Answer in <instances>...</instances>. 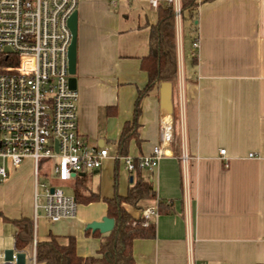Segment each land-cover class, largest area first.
<instances>
[{
    "label": "crops",
    "instance_id": "0c3cea01",
    "mask_svg": "<svg viewBox=\"0 0 264 264\" xmlns=\"http://www.w3.org/2000/svg\"><path fill=\"white\" fill-rule=\"evenodd\" d=\"M199 1L196 31L186 30L180 43L177 76L142 98L139 142L128 144L131 156L148 153L158 142L160 119L172 120L167 155L151 171L141 169L155 197L139 205L155 204L156 214L150 218L154 236L132 240L135 264H189L188 252L192 264L264 262V0ZM76 10L78 130L88 145L106 146L112 155L136 89L146 82L139 62L148 51L156 9L148 0H77ZM27 160L0 178V260L14 254L27 264L33 240L49 234L59 243L73 235L78 255H96L107 232L84 229L106 215L105 201L77 202L74 216L57 221L34 217ZM81 172L89 191L101 197L125 193L131 181L111 157ZM159 203L168 210L160 212ZM2 215L29 218L31 244L15 249V226Z\"/></svg>",
    "mask_w": 264,
    "mask_h": 264
},
{
    "label": "built area",
    "instance_id": "2783aa9c",
    "mask_svg": "<svg viewBox=\"0 0 264 264\" xmlns=\"http://www.w3.org/2000/svg\"><path fill=\"white\" fill-rule=\"evenodd\" d=\"M159 1L148 0L154 7ZM164 2L173 7L175 32L179 34V1ZM76 5L77 0H0V178H6L10 168L29 158L33 215L41 214L50 221L74 216L77 202L61 187L38 183L40 161L49 163L45 169L51 176L63 179L98 169L107 157L120 161L128 172L136 166L151 171L167 155L166 147L172 141L169 117L160 119L158 142L143 155H109L106 146H91L84 141L78 130V94L68 84L66 58L70 40L66 20ZM197 44L193 37L191 47ZM224 151L218 150L220 157ZM38 185L43 187L40 194ZM39 195L43 199L40 204ZM155 214V204L142 206L135 213L142 225L151 222ZM34 244L33 240L27 264H36ZM16 258L12 254L0 264H15ZM188 259L192 264L189 252Z\"/></svg>",
    "mask_w": 264,
    "mask_h": 264
},
{
    "label": "trees",
    "instance_id": "16d2710c",
    "mask_svg": "<svg viewBox=\"0 0 264 264\" xmlns=\"http://www.w3.org/2000/svg\"><path fill=\"white\" fill-rule=\"evenodd\" d=\"M206 1V0H203ZM199 0H180L179 16L180 28L184 32L188 29L196 31L195 20ZM156 20L149 24L148 51L142 56L139 67L146 73V82L136 89L133 100L131 117L124 120L118 137L114 141L116 154H127L130 139L139 142L138 126L141 113V100L151 90L158 87L163 81H171L177 76V58L175 42V13L172 5L158 2L155 6ZM115 162L117 160L115 159ZM116 169V166H115ZM131 181L125 193L114 190L112 196L101 197L98 192L89 191L84 179L85 174L77 175L71 183L72 194L76 202H89L103 199L106 203V216L113 219V227L99 242L96 255L80 256L75 251V238L66 236L65 243H59L56 235L49 234L47 239L35 240L34 258L36 264H135L131 243L134 238L154 236V224H141V217L129 211L140 209L141 199H152L155 191L150 181L141 175V169L135 167L130 171ZM116 180V179H115ZM114 182V188H115ZM160 212L167 211L168 207L158 204ZM15 226L14 247L22 249L31 244L32 221L27 217L8 219ZM87 234L99 235L98 230L91 231L85 228ZM257 264H264L259 262Z\"/></svg>",
    "mask_w": 264,
    "mask_h": 264
},
{
    "label": "water",
    "instance_id": "95a60500",
    "mask_svg": "<svg viewBox=\"0 0 264 264\" xmlns=\"http://www.w3.org/2000/svg\"><path fill=\"white\" fill-rule=\"evenodd\" d=\"M66 24L70 32V40L67 46L66 58H67V71L69 73L68 84L71 88L76 89L75 79V62H76V36H77V10L74 8L68 15ZM7 51L9 49L5 48ZM161 85L166 88L169 86L168 81H163ZM77 174H83L78 172ZM113 227V219L106 215H103L99 220H91L85 223V228H89L91 231L98 230L99 232H108ZM11 259V256L7 257ZM23 261L16 258L15 264H22Z\"/></svg>",
    "mask_w": 264,
    "mask_h": 264
},
{
    "label": "rangeland",
    "instance_id": "374dc122",
    "mask_svg": "<svg viewBox=\"0 0 264 264\" xmlns=\"http://www.w3.org/2000/svg\"><path fill=\"white\" fill-rule=\"evenodd\" d=\"M184 41V31L180 29V33L176 34L175 32V42H176V58H178L179 62H181V53H180V43H183ZM179 62H177V68L179 66ZM179 63V64H178ZM113 152V149L110 150V153ZM28 159V158H27ZM27 159L23 160V164L27 163ZM27 165V164H26ZM38 183H44L45 185H53V186H58L61 187L65 192L70 193L71 192V179H63V178H57L51 176L48 172H46V165H49V163H44L43 161H40L38 163ZM23 169H26V166L23 167ZM20 176H16V179H18ZM20 181V180H19ZM38 193H42L43 187L38 185L37 188ZM38 203H42L43 199L42 196L39 195L37 198ZM40 210V209H39Z\"/></svg>",
    "mask_w": 264,
    "mask_h": 264
}]
</instances>
